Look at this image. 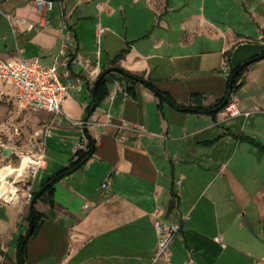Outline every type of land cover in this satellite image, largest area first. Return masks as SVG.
Returning <instances> with one entry per match:
<instances>
[{"label": "crops", "instance_id": "obj_1", "mask_svg": "<svg viewBox=\"0 0 264 264\" xmlns=\"http://www.w3.org/2000/svg\"><path fill=\"white\" fill-rule=\"evenodd\" d=\"M63 20L76 43L67 55L83 61L70 67L82 90L67 93L60 114L47 113L51 135L42 140L45 162L32 191L76 151L88 150L89 138L93 153L55 182L51 204L36 201L44 217L27 242L24 264L264 261V58L249 64L234 92L238 116L183 111L117 73L86 116L93 83L116 65L178 104H213L227 91L221 61L230 71L264 48V0H54L51 10L30 0H0V55L51 65ZM59 73L64 81L61 65ZM5 85L14 97L2 80L0 96ZM14 154L13 146L0 144V186L11 188L10 178L17 189L12 199L0 198V264L14 262L16 239L27 227L26 170L12 168ZM155 213L180 224L159 258Z\"/></svg>", "mask_w": 264, "mask_h": 264}, {"label": "built area", "instance_id": "obj_2", "mask_svg": "<svg viewBox=\"0 0 264 264\" xmlns=\"http://www.w3.org/2000/svg\"><path fill=\"white\" fill-rule=\"evenodd\" d=\"M40 10H51L54 0H30ZM67 23L63 20L61 26L60 48L58 54L53 58V63L49 66H43L37 58L31 60L27 57H18L15 59H4L0 55V80L10 82L14 88V99L21 107H31L46 111L52 114L61 113V103L67 93L71 90L81 92V83H75L71 79L70 67L73 65L83 66V61L78 54L72 57L67 55L71 47H76L75 38L71 31L64 30ZM103 30L99 31V34ZM62 67V75L65 80H60L59 67ZM221 70L229 72L226 59L220 63ZM223 111L230 117L238 116L242 112L238 108L237 98L234 93H230ZM245 116L249 112L243 113ZM51 135V124L45 123L43 127L44 139ZM19 155L26 156V176L24 178L22 198L24 204H30L32 198V180L40 169L44 167L45 145L37 150L14 149ZM110 182V175L107 180L101 184L105 187ZM154 228L158 240V254L156 258L167 255L168 246L175 235L180 230V224L162 218L159 214H154ZM156 258L153 260L155 261ZM59 264H66L61 261Z\"/></svg>", "mask_w": 264, "mask_h": 264}, {"label": "trees", "instance_id": "obj_3", "mask_svg": "<svg viewBox=\"0 0 264 264\" xmlns=\"http://www.w3.org/2000/svg\"><path fill=\"white\" fill-rule=\"evenodd\" d=\"M127 48H124L115 55L114 57V62L117 61L120 56L122 57L123 54L126 52ZM250 58H256L255 61L260 60L264 58V48L259 52L256 53L255 55L251 56ZM245 61V60H244ZM243 61V62H244ZM242 64L239 63L236 66L230 68L229 75L227 77V91L226 94L234 93L236 92L240 86L242 85V75L246 71L249 65L243 66L239 72L232 78V74L235 72V70ZM117 67L118 71L114 72L109 69L103 70L99 76L96 78L95 82L92 85L91 91H92V100L89 104V106L86 108V116L90 114L103 100V98L108 94V87L107 83L111 79H113L112 74L117 73L121 78L125 79L127 82L134 84L137 82H140L147 86L149 89H151L159 98L165 100L168 102L171 106L176 107L178 109H181L183 111H195V112H201V113H207L214 115L216 112L222 110L224 106H220L222 101L225 99L226 94L215 101L213 104L209 106H202L200 103H198L195 106L191 105H181L178 104L174 98H172L168 93L159 90L153 83L152 81H149L148 79L143 78L141 75L134 74L124 68H121L120 66H113ZM231 81V83H230ZM131 87H126L127 93L130 92ZM229 97V96H228ZM227 97V100H228ZM252 143H255L251 138H246ZM89 144H88V150L83 151V150H78L76 151V158L72 160L68 166L65 168L59 170L56 172L54 175L49 177L44 183L41 184L40 188L37 191L32 192V198L30 201V204L28 206V212L27 215H25V220L27 221V227L24 233H20L16 239V252H15V260L11 264H24L25 263V258H26V245L29 240V238L36 232L38 225L42 221L44 214L40 211H38L35 208V203L37 200H41L45 203H52V198L50 195L52 194L53 191V186L56 184L55 182L58 181L61 177L65 176L68 173H71V171H74L78 169L85 161L92 155L93 153V145H92V140L89 138ZM32 226V232L31 235L26 239L25 234L28 230V228ZM0 253L4 254L2 251ZM5 255V254H4Z\"/></svg>", "mask_w": 264, "mask_h": 264}, {"label": "rangeland", "instance_id": "obj_4", "mask_svg": "<svg viewBox=\"0 0 264 264\" xmlns=\"http://www.w3.org/2000/svg\"><path fill=\"white\" fill-rule=\"evenodd\" d=\"M115 1V0H114ZM121 1V0H118ZM115 4V2L112 1ZM6 94L0 96V144L13 146L14 149L19 151L22 149L37 150L42 145L43 127L47 118L46 111L39 110L31 107H21L14 99L10 87L5 85ZM20 154L16 152L11 157V166L19 168L22 164ZM20 171H15L18 173ZM9 176V175H8ZM12 179L7 178L8 187L0 186V189H5V197L10 198L15 196L17 189L11 182ZM3 180L0 181L2 185ZM4 184V183H3ZM259 264L264 261L260 257H256ZM246 264H252V257L244 256Z\"/></svg>", "mask_w": 264, "mask_h": 264}, {"label": "water", "instance_id": "obj_5", "mask_svg": "<svg viewBox=\"0 0 264 264\" xmlns=\"http://www.w3.org/2000/svg\"><path fill=\"white\" fill-rule=\"evenodd\" d=\"M256 60V58H249L247 60H245L244 62H242V64L235 70V72L232 74V78L237 74V72H239V70L243 67V66H247L249 64H251L252 62H254ZM112 71L116 72L118 71V68L117 67H112L111 68ZM231 83V81H230ZM229 96V94H226V97L225 99L222 101V103L220 104V106H224L226 101H227V97ZM3 152L6 154V153H9L10 152V149L9 148H5L3 149ZM32 226H30L25 234V238L27 239L30 235H31V232H32Z\"/></svg>", "mask_w": 264, "mask_h": 264}, {"label": "bare ground", "instance_id": "obj_6", "mask_svg": "<svg viewBox=\"0 0 264 264\" xmlns=\"http://www.w3.org/2000/svg\"><path fill=\"white\" fill-rule=\"evenodd\" d=\"M27 157L26 156H22L21 157V161H22V164H21V168H19L20 170H21V172H24V170H25V168H27L26 167V163H27ZM20 161V162H21ZM5 189L4 188H2V189H0V198H5ZM9 199H12V197H10Z\"/></svg>", "mask_w": 264, "mask_h": 264}]
</instances>
